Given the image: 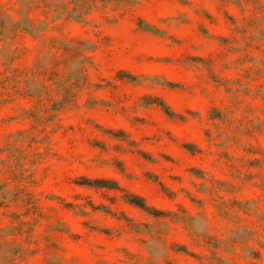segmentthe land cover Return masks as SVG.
Instances as JSON below:
<instances>
[{
    "label": "rangeland",
    "instance_id": "rangeland-1",
    "mask_svg": "<svg viewBox=\"0 0 264 264\" xmlns=\"http://www.w3.org/2000/svg\"><path fill=\"white\" fill-rule=\"evenodd\" d=\"M0 264H264V0H0Z\"/></svg>",
    "mask_w": 264,
    "mask_h": 264
}]
</instances>
